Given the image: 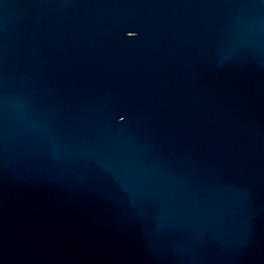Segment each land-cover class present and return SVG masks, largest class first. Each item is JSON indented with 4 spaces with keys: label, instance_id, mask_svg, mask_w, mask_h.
<instances>
[{
    "label": "water",
    "instance_id": "1",
    "mask_svg": "<svg viewBox=\"0 0 264 264\" xmlns=\"http://www.w3.org/2000/svg\"><path fill=\"white\" fill-rule=\"evenodd\" d=\"M0 264H264V0H0Z\"/></svg>",
    "mask_w": 264,
    "mask_h": 264
}]
</instances>
